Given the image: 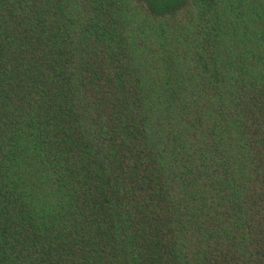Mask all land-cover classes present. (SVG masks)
I'll return each instance as SVG.
<instances>
[{
	"label": "trees",
	"instance_id": "obj_1",
	"mask_svg": "<svg viewBox=\"0 0 264 264\" xmlns=\"http://www.w3.org/2000/svg\"><path fill=\"white\" fill-rule=\"evenodd\" d=\"M0 264H264V0H0Z\"/></svg>",
	"mask_w": 264,
	"mask_h": 264
}]
</instances>
